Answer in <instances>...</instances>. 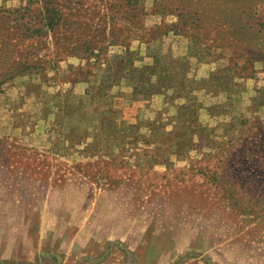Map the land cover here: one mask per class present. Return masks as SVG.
<instances>
[{
  "label": "rangeland",
  "instance_id": "374dc122",
  "mask_svg": "<svg viewBox=\"0 0 264 264\" xmlns=\"http://www.w3.org/2000/svg\"><path fill=\"white\" fill-rule=\"evenodd\" d=\"M0 264H264V0H0Z\"/></svg>",
  "mask_w": 264,
  "mask_h": 264
},
{
  "label": "trees",
  "instance_id": "16d2710c",
  "mask_svg": "<svg viewBox=\"0 0 264 264\" xmlns=\"http://www.w3.org/2000/svg\"><path fill=\"white\" fill-rule=\"evenodd\" d=\"M55 9H53L52 7H50V5L48 4V6H46L44 8V12H43V23H41L42 27H46V28H50L52 29L54 26L57 25V19H56V13L54 11ZM30 31V29H28ZM33 31V30H32Z\"/></svg>",
  "mask_w": 264,
  "mask_h": 264
}]
</instances>
